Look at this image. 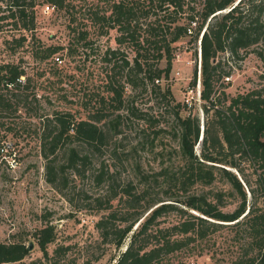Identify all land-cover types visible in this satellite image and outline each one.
Segmentation results:
<instances>
[{"label": "rangeland", "instance_id": "1", "mask_svg": "<svg viewBox=\"0 0 264 264\" xmlns=\"http://www.w3.org/2000/svg\"><path fill=\"white\" fill-rule=\"evenodd\" d=\"M115 1L119 0H65L63 8L51 6L47 9L49 2L35 0L34 6H28V12L36 16L34 30L15 26L8 20L0 31V63L21 65L29 78L27 81L26 76L22 77L26 85L15 95L13 110L0 114V145L3 140L11 141L14 147L12 153H15L18 162L12 165L11 157H3L0 152V242H32L33 248L26 258L27 262H115L121 249H125L129 243L130 236L122 248H116L104 241L98 222L108 219L113 211H125V204L119 198L112 197L115 192L123 195L128 184L134 185L138 191L146 187V182L141 180V172L158 171L162 161L179 163L182 160L179 138L173 134L174 129H179L173 112L176 103L181 104L183 116L191 114L199 118L201 134L195 146L196 154L200 155L202 151L201 139L206 135V129L210 130L209 137L222 138L221 126L215 114L203 109L200 90H191L197 86L201 71L200 45L193 35L188 34L173 44L172 69L168 77L162 75L159 82L161 91L153 90V84L149 81L135 88L126 83L123 106L115 109L113 92L108 89L110 69L105 60L106 52L120 48L131 62L135 57L132 43L118 44L117 28L96 18L97 13H111V5ZM126 1H135L137 5L139 2ZM0 3L6 6V1ZM195 5L201 8L202 0H196ZM84 31L87 34L85 38L82 37ZM22 35L26 40H16ZM51 45L63 46L64 49L49 58H42L44 49ZM258 47L264 49V42ZM253 49L244 60L230 58L229 53L220 57L224 70L230 71L227 77L220 80V87L224 90L220 105L226 110L239 94L256 89L264 91V58L256 53V45ZM58 56L60 60H57ZM166 65V58H163L159 67ZM196 68L198 78L193 87L191 81ZM119 81L125 83L124 78ZM167 88L171 89L173 96L169 102L161 96ZM187 99H192L191 106L187 104ZM101 110L110 113L99 123L108 133L107 144L101 152L94 151L87 143L73 137L69 146L79 148L82 155L89 154L90 163L81 167L80 172L70 168L62 175L58 167L65 163L67 156L62 148L54 158V165L58 178L60 175L64 178L50 182L46 167L49 160L41 153L38 136L42 128L40 116L53 117L54 113L64 111L72 113L76 121H81ZM118 113L123 116L116 131L108 119ZM153 119L157 121L152 122ZM9 127L12 130H8ZM161 128L163 132L154 137L155 131ZM234 157L243 169L242 172L233 168L246 189L248 204L254 200L251 188L256 187V205L264 208V193L257 182L261 169L253 166L247 157L240 154ZM102 167L112 173V181L107 179L101 184L96 180L95 175ZM148 184L154 195L163 194L161 184L153 180ZM189 192L203 194L214 202L222 200L220 203L225 210H233L240 201L229 181L221 174H217L211 184H194ZM163 219L165 225H170L177 217L169 213ZM115 222L122 223L118 219ZM48 223L56 225L57 237L49 244V255L45 257L34 233ZM236 228L222 227L207 240L170 254L164 264H231L248 246L247 234L237 232Z\"/></svg>", "mask_w": 264, "mask_h": 264}, {"label": "trees", "instance_id": "2", "mask_svg": "<svg viewBox=\"0 0 264 264\" xmlns=\"http://www.w3.org/2000/svg\"><path fill=\"white\" fill-rule=\"evenodd\" d=\"M3 1H6V6L0 3V14L3 12L0 15V31L9 21L27 30L35 29V13L28 12V6H34L35 0H0ZM46 1L52 7L65 6V0ZM195 3L196 0H139L137 5L135 1L128 3L119 0L111 5V13L96 14L98 20L117 28L118 44L131 42L135 52L132 62L120 48L106 52L105 60L110 69L108 89L113 92L117 110L123 106L126 83L135 88L149 81L153 84V90L161 91L159 82L162 75L168 77L172 69L173 44L188 35L189 28L196 21L195 41L204 30L201 40L203 109L215 114L222 130L220 138L209 137L210 130L206 129L202 151L200 155L196 154L195 146L201 134L199 118L191 114L183 116L181 104L173 105L179 124V129H174L173 134L179 138L182 160L179 163L162 161L158 171L141 172V180L146 182V187L138 191L134 185L128 184L123 195L115 192L112 197L119 198L125 204V211H113L108 219L98 222L104 241L116 248H122L130 236L126 248L121 249L112 264H164L170 254L207 240L222 227H237V232L247 234L248 246L231 264H264V208L256 205V187L251 188L254 200L248 204L246 189L233 170L236 168L243 172L234 157L236 154L247 157L253 166L261 169L257 182L264 193V91L256 89L239 94L232 99L227 110L220 105L221 93L224 94L220 80L230 74L223 68L221 55L229 53L230 58L244 60L256 45V53L264 58V49L258 47L264 42V0H202L201 8ZM183 17L185 19L181 21ZM86 35L84 31L82 37ZM16 40H26V37L22 35ZM63 49V46L51 45L44 49L42 58H49ZM151 58H154L153 61ZM163 58H166L167 65L161 68L159 64ZM60 59L58 56L57 60ZM23 76L28 81L27 72L21 65L0 63V114L13 110L15 95L26 85ZM123 78L125 83H120L119 80ZM197 78L196 68L191 86H196ZM161 96L169 102L173 98L171 89L167 88ZM109 116L110 113L105 110L97 111L89 119L81 121H76L72 113L64 111L54 113L53 117L40 116L42 128L38 136L41 153L49 160L46 167L50 182L64 178L62 175L67 169L76 168L80 172L81 167L90 163L89 154L82 155L79 148L69 146L73 137L87 143L94 151L101 152L109 138L99 123ZM122 116L118 113L108 119L116 131L119 130ZM161 132L162 128L155 131L154 137ZM62 148L67 156L65 163L58 167V171L63 172L58 178L54 158ZM217 174L229 181L240 198L233 210H225L220 203L222 200L214 202L203 194L189 192L198 182L211 184ZM95 178L102 184L107 179L112 181L113 175L102 167ZM151 180L163 186V194L154 195L149 190ZM182 191L184 193L180 194ZM169 213H174L177 220L165 225L163 218ZM116 219L122 223L116 224ZM56 232V225L48 223L34 233L45 257L49 255V244L56 240ZM30 252L29 244L24 240L0 242V264H36L35 260L26 261Z\"/></svg>", "mask_w": 264, "mask_h": 264}, {"label": "built area", "instance_id": "3", "mask_svg": "<svg viewBox=\"0 0 264 264\" xmlns=\"http://www.w3.org/2000/svg\"><path fill=\"white\" fill-rule=\"evenodd\" d=\"M46 7H47V9L51 8L50 5H46ZM52 8H54V7H52ZM196 27H197V22L194 21L192 23V26L189 28L188 34L189 35H194ZM203 32H204V30L202 31V33L200 34V36H199V38L197 40L199 42V45H200V63H201V40H202ZM156 82H159V80H157ZM195 89H199L200 90V95L199 96L201 97V71H200V74H199V80H198L197 86L195 88H192L191 90L194 91ZM186 102H187L188 105L191 106L192 99H187ZM13 150H14V147H13V143L11 141H8V140H3L2 141V143L0 145V152H1L2 156L3 157H11V164L12 165H16V164H18V162H17L16 156H15V153H12ZM191 264H195V262H192Z\"/></svg>", "mask_w": 264, "mask_h": 264}, {"label": "water", "instance_id": "4", "mask_svg": "<svg viewBox=\"0 0 264 264\" xmlns=\"http://www.w3.org/2000/svg\"><path fill=\"white\" fill-rule=\"evenodd\" d=\"M29 248H30V249L33 248V243H32V242L29 244Z\"/></svg>", "mask_w": 264, "mask_h": 264}]
</instances>
